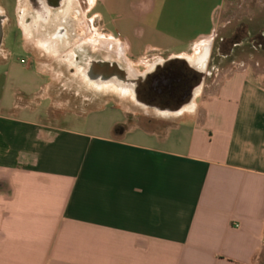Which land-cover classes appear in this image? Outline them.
<instances>
[{
    "label": "crops",
    "instance_id": "1",
    "mask_svg": "<svg viewBox=\"0 0 264 264\" xmlns=\"http://www.w3.org/2000/svg\"><path fill=\"white\" fill-rule=\"evenodd\" d=\"M223 1L96 0L94 16L134 62L186 60ZM11 56L0 42V264H264V85L247 67L175 110L139 101L161 117L129 123L112 99L53 115L67 83Z\"/></svg>",
    "mask_w": 264,
    "mask_h": 264
},
{
    "label": "rangeland",
    "instance_id": "2",
    "mask_svg": "<svg viewBox=\"0 0 264 264\" xmlns=\"http://www.w3.org/2000/svg\"><path fill=\"white\" fill-rule=\"evenodd\" d=\"M95 4L96 0H74L72 12L74 15L78 9L81 12L75 19L78 35V43H76L80 45L77 52H74L73 49L54 51L50 42L42 39L36 40L34 37L32 38L29 31H25L23 44L31 52L29 55L26 54L15 27L16 21L13 18L12 27L5 29L4 48L11 52V61L17 62L20 66L23 64L26 66L37 65L42 71L49 73L52 79L56 81V92L66 88L65 91L63 90L62 96L55 95L53 115L62 114L64 109L80 111L79 109L85 107V104L86 110H88L98 106L105 99H112L130 113L129 123H143L149 118L157 120L161 117L160 113L145 106L135 98L131 91L134 84L132 79H127L128 82L112 79L110 83L97 85L84 74L85 65L83 63L88 56L118 61L124 67L129 66L139 74L148 69L155 61H161L169 56L167 53H155L146 59L132 61L127 57L124 46L115 41L105 30L103 22L98 18L95 19L94 14L99 9L98 6L95 7ZM262 31L264 32V0L223 1L221 8L216 13V26L213 34L202 40L201 45H198L195 51L198 53L197 57L185 58L191 67L199 68L200 66L204 72L206 70V58H203V52H200L199 48L203 51L212 40L215 49H218L217 52H220L222 56H227L217 58L220 63L213 70L212 75L206 79L205 90L208 89L215 77H223L239 65L247 67L249 77L264 85V52L257 47L255 42L258 34ZM74 54L81 55L83 58L81 62L83 61V63L75 62ZM17 73L19 77L25 75L21 71ZM127 74L129 78L135 77L131 71ZM59 82L67 84L62 87L63 85H60ZM113 82H119L122 87ZM84 99L87 100L84 102ZM83 109L85 108H81V110ZM71 111H66V113L70 114Z\"/></svg>",
    "mask_w": 264,
    "mask_h": 264
},
{
    "label": "flooded vegetation",
    "instance_id": "3",
    "mask_svg": "<svg viewBox=\"0 0 264 264\" xmlns=\"http://www.w3.org/2000/svg\"><path fill=\"white\" fill-rule=\"evenodd\" d=\"M73 4L74 0H0V24L2 25L0 42L4 43L5 29L12 27L13 18L16 21L15 27L22 46L25 39V28L32 34V38L50 42L54 51L73 49L74 52H77L80 45L77 44L75 19L81 12L78 9L74 15ZM255 42L257 47L264 52L263 31L258 34ZM217 50L212 40L202 51V56L206 58L204 72L191 67L187 60L179 58L155 61L140 74L136 73L133 68L124 67L115 60H103L88 56L83 63V61L81 62L83 58L79 54H74V60L78 64L85 65L84 74L97 85L110 83L112 79L119 80V82L132 79L134 84L131 91L138 101L152 107L175 110L190 102L196 88L206 82V79L219 65L220 61L217 58L222 55ZM222 57L227 56L223 55ZM102 62L116 64L120 71L118 74L114 73L106 82L99 83L98 81L102 78L98 72V64ZM129 71L135 74L134 78H129L127 74ZM119 82L113 83L121 86Z\"/></svg>",
    "mask_w": 264,
    "mask_h": 264
},
{
    "label": "water",
    "instance_id": "4",
    "mask_svg": "<svg viewBox=\"0 0 264 264\" xmlns=\"http://www.w3.org/2000/svg\"><path fill=\"white\" fill-rule=\"evenodd\" d=\"M98 65V72L103 80L110 79L114 75V73L118 74V72L120 71L116 64L102 62Z\"/></svg>",
    "mask_w": 264,
    "mask_h": 264
},
{
    "label": "bare ground",
    "instance_id": "5",
    "mask_svg": "<svg viewBox=\"0 0 264 264\" xmlns=\"http://www.w3.org/2000/svg\"><path fill=\"white\" fill-rule=\"evenodd\" d=\"M203 58H204V56H203ZM203 58H202V59H203ZM197 59H198V58H197ZM199 59H201V58H199ZM186 60H187V59H186ZM201 61H202V60H201ZM198 62H199V61H198ZM203 62H204V61H203ZM201 63H202V62H201ZM194 67H195V66H194ZM194 67H193V68H194ZM195 68L198 69V70H200V71H202V68H200V66H199V68H197V67H195ZM102 81H103V80H102ZM124 82H128V80H125ZM125 86H126V85H125ZM127 87H128V86H127Z\"/></svg>",
    "mask_w": 264,
    "mask_h": 264
}]
</instances>
